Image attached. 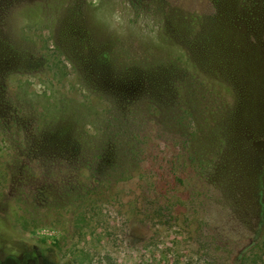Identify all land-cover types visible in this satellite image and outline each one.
<instances>
[{
	"label": "rangeland",
	"instance_id": "374dc122",
	"mask_svg": "<svg viewBox=\"0 0 264 264\" xmlns=\"http://www.w3.org/2000/svg\"><path fill=\"white\" fill-rule=\"evenodd\" d=\"M0 264H264V0H0Z\"/></svg>",
	"mask_w": 264,
	"mask_h": 264
}]
</instances>
